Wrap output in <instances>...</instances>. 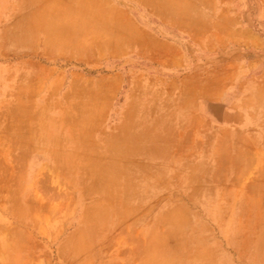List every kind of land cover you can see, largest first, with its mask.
<instances>
[{"label": "rangeland", "instance_id": "1", "mask_svg": "<svg viewBox=\"0 0 264 264\" xmlns=\"http://www.w3.org/2000/svg\"><path fill=\"white\" fill-rule=\"evenodd\" d=\"M96 1L0 0V264H152L151 250L162 253L159 264H198L194 255L204 253L205 246L196 242L213 248L217 241L221 251L232 254L247 250L252 239L239 237L234 225L238 220L251 222L259 208L229 205L210 208L213 213L208 209L209 214L220 216L209 228L212 235H219L218 229L226 225L236 230L235 235L198 240L189 237L192 208H175L170 213L181 216L182 222H154L157 210L166 218L168 208L132 205L124 191L114 190L120 182H111L105 171L110 165L124 172L142 162L155 170L160 152L196 155L198 165L219 162L230 170L264 166V30L256 31L260 36L215 29L196 34L198 42L209 39V46L178 36L185 59L180 73L193 67L198 74L192 81L185 84L186 77H182L179 84L167 83L169 78L158 76L138 80L132 105L120 110L127 86L123 82L116 103L89 120L84 110H67L57 104L61 102L58 94L46 100V79L37 73L57 76L53 79L57 87L65 85L71 68L94 73L63 57L46 60L39 47L45 32L51 43L65 46L67 40L78 39L83 12ZM172 1L150 0L164 8ZM227 1L230 11L245 10L239 23L264 27V18L257 16L264 10V0ZM213 7H218V0H213ZM61 35L72 38L65 40ZM43 63L56 66L55 71L48 72ZM206 68L212 71L203 75ZM148 70L170 73L168 67ZM75 80L76 85H90L81 76ZM120 119L130 120L132 126H124ZM126 140L129 147L147 146L144 152L155 159L143 155L148 163L140 154H130L124 148ZM86 144L96 149H85ZM162 146H166L164 151ZM204 146L211 153L207 164L200 163ZM238 152L249 159L237 158ZM221 154L228 158H217ZM257 154L261 161L252 158ZM87 168L99 173L84 174ZM55 172H60L58 182L52 177ZM209 177L213 183L223 179L228 186L223 199L229 202L260 198L252 186L264 182V175L252 173ZM203 178L196 176L197 187L205 183ZM248 185L251 188L244 189ZM185 194L180 192L182 199L187 198ZM194 209L197 215L205 210ZM238 230L246 232L247 228L239 226Z\"/></svg>", "mask_w": 264, "mask_h": 264}, {"label": "crops", "instance_id": "2", "mask_svg": "<svg viewBox=\"0 0 264 264\" xmlns=\"http://www.w3.org/2000/svg\"><path fill=\"white\" fill-rule=\"evenodd\" d=\"M189 1V3L187 1L179 15L171 16L168 10H164L166 8L159 4L154 5L150 0H98L93 6H86L89 10H84L83 23L78 24L79 31H82L78 39L67 40L72 37L61 35V38H65L66 42H69L65 46L55 42L51 43L48 40L47 32H45L44 41L39 47V53L43 58L47 60L63 57L68 62L79 63L87 69H94V73H87L84 70L73 68L69 69L67 81L62 87H57V84L53 82V79L58 78L57 76L41 77L40 73H37V77L46 79L43 82L46 100L49 96L58 94L61 102L57 104H60L62 108L84 110L82 112L86 114L85 117L91 120L98 110H109L116 103V97L122 93L121 87L125 82L127 86L123 93L124 101L119 108L120 110H126L132 105L134 87L139 83L138 80L158 76L169 78L167 83L173 81L175 84H179L181 78L186 77L183 82L187 84L197 76L198 72L193 67L180 73L179 68L182 62H185V59L182 56V42L178 36H185V39L199 46H209L207 45L209 39H206L204 43L198 42L196 34L200 35L199 32L215 29L221 32L227 30L250 32L260 36L256 31L264 30V27L260 29L254 25L239 23V19L244 18L245 10L230 11L227 0H218L216 9L213 7V0ZM259 15L264 18V10L258 12L257 16L260 18ZM214 19H216L215 24ZM53 29H56V27ZM43 65L48 72L55 71L56 66L51 63H43ZM150 66L156 68L168 67L170 73L161 75L158 73L159 71H149ZM210 71H212V68H206V72L201 73L204 75ZM209 75L212 77L214 74L209 73L207 76ZM78 76H81L90 85H76L75 79ZM176 91L173 93H176ZM167 93H170V91H167ZM233 100L230 101V104ZM202 101L204 107L207 108L208 99L204 98ZM120 120L124 121V126H132L130 120ZM127 140L124 147L127 152L140 154L141 160L144 159V156L150 157L144 152L147 146L140 144L139 146L129 147V141ZM88 147L96 149L94 144L92 146L86 144L85 149H88ZM165 147L162 146V151ZM203 150L200 163L207 164L208 160L211 159V153L206 150L205 146ZM248 157L250 156H246L241 152L237 154V158L240 159H247ZM150 158L155 159V157ZM217 158L224 160L228 156L227 154H221ZM252 158L262 160L259 154L252 156ZM156 159L158 166L155 167V170H150L142 162L139 166L126 168L124 172L119 167L109 165L108 170L105 172L111 176V182H120L119 184L122 186L115 183L114 190L124 191L128 199L131 198L132 205L168 208L166 218H161L160 211L157 210L158 213L155 214L154 222H178L179 219L182 222L181 216L177 217V215L170 213L174 212L175 208H192L194 214L189 217L188 223L192 225L193 229L189 230V237L198 240L226 239L235 235L236 230H228V225L222 226L221 230L218 229L219 235H212L209 228L214 226V222H217L220 216L209 214L208 209L213 213L214 210L210 208L228 207L229 205L259 208L258 212L253 214L251 222L248 219L243 220L242 223L241 220H238L234 225L237 229L236 234L238 233L239 237L252 239L251 247L232 254L228 250L221 251L217 241H214L213 248L208 244L196 242L198 246L204 245L205 247H202L204 253L194 255V259L198 264H264V198H261L264 197V182H255L252 186L254 191L259 192L260 198L252 199L250 197L246 200L239 198L236 201L229 202L228 199H223L228 188L225 185L226 183L222 181L223 179L213 183L209 177L213 174L229 176V174L244 175L248 173L262 176L264 175V166L259 163L251 171H248L245 167H236L234 170H230L229 167L218 165L219 162L210 166L198 165L196 155L193 158L190 155L183 157L179 154L178 156L175 154L166 156L164 152L158 153ZM144 160L149 163L148 159ZM59 173H52L54 174L52 177L57 182L59 181ZM97 173L99 172L95 171L94 168L92 170L87 168L84 174ZM176 175L180 177L177 178ZM198 175H204L203 179L205 180V183L199 187H197L196 181ZM250 188L249 185L244 186V189L248 190ZM241 190L245 193L243 187ZM180 192H186L187 198L182 199ZM197 192H200L199 197L196 196ZM201 192L203 193L201 194ZM197 207H203L205 210L197 215L194 209ZM171 215L173 217L168 218ZM250 224L251 226L247 227ZM239 226L246 227V232L238 230ZM205 248L210 251L209 254L205 252ZM148 257L152 264H159L162 253L158 250H151Z\"/></svg>", "mask_w": 264, "mask_h": 264}, {"label": "bare ground", "instance_id": "3", "mask_svg": "<svg viewBox=\"0 0 264 264\" xmlns=\"http://www.w3.org/2000/svg\"><path fill=\"white\" fill-rule=\"evenodd\" d=\"M171 1V0H170ZM187 1H188V3L190 2L189 0H183V2H178V0H173L172 1V3L171 4H169L168 6H167V10H168V12L170 13V15L172 16H177V15H179L182 11L181 10H183V8L185 7V4L187 3ZM191 4V3H190ZM185 13H188V12H185ZM164 14V13H163ZM166 14V13H165ZM167 15V14H166ZM167 16H169V15H167ZM182 16V15H181ZM181 16H179V17H181ZM178 17V18H179ZM183 17V16H182ZM181 17V18H182ZM184 17H187V16H184ZM189 19V18H188ZM187 19V20H188ZM186 20V21H187ZM238 38V37H237ZM236 38V39H237ZM240 38V37H239ZM241 39V38H240ZM242 40V39H241ZM244 40H246V39H244ZM90 113V112H89ZM88 113V114H89ZM94 115H95V113H94ZM89 116H90V114H89ZM6 127V126H5ZM9 130V129H8ZM11 169V168H10ZM53 179V178H52ZM55 179V178H54ZM61 196V195H60ZM34 198V197H33ZM35 199V198H34ZM16 202V201H15ZM44 203V202H43ZM30 206V205H29ZM54 207V206H53ZM38 208V207H37ZM63 208V207H62ZM12 210V209H11ZM41 210V209H40ZM1 230H3V229H1ZM14 230V229H13ZM12 230V231H13ZM7 231V230H6ZM1 236V235H0ZM16 242V241H15ZM13 248V247H12ZM20 256V255H19Z\"/></svg>", "mask_w": 264, "mask_h": 264}]
</instances>
